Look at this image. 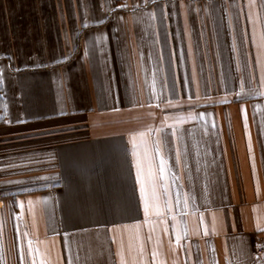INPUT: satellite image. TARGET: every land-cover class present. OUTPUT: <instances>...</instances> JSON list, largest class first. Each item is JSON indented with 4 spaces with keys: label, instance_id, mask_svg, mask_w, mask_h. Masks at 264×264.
<instances>
[{
    "label": "crops",
    "instance_id": "obj_1",
    "mask_svg": "<svg viewBox=\"0 0 264 264\" xmlns=\"http://www.w3.org/2000/svg\"><path fill=\"white\" fill-rule=\"evenodd\" d=\"M262 36L264 0H0V264H264Z\"/></svg>",
    "mask_w": 264,
    "mask_h": 264
},
{
    "label": "built area",
    "instance_id": "obj_2",
    "mask_svg": "<svg viewBox=\"0 0 264 264\" xmlns=\"http://www.w3.org/2000/svg\"><path fill=\"white\" fill-rule=\"evenodd\" d=\"M254 257L264 263V232H261L256 237L254 246Z\"/></svg>",
    "mask_w": 264,
    "mask_h": 264
},
{
    "label": "snow or ice",
    "instance_id": "obj_3",
    "mask_svg": "<svg viewBox=\"0 0 264 264\" xmlns=\"http://www.w3.org/2000/svg\"><path fill=\"white\" fill-rule=\"evenodd\" d=\"M261 47L264 48V36L261 37ZM143 135V134H142ZM140 165L138 164V169H139ZM147 201L145 202V209L147 210Z\"/></svg>",
    "mask_w": 264,
    "mask_h": 264
},
{
    "label": "rangeland",
    "instance_id": "obj_4",
    "mask_svg": "<svg viewBox=\"0 0 264 264\" xmlns=\"http://www.w3.org/2000/svg\"><path fill=\"white\" fill-rule=\"evenodd\" d=\"M1 54H2V53H1ZM1 54H0V55H1Z\"/></svg>",
    "mask_w": 264,
    "mask_h": 264
}]
</instances>
